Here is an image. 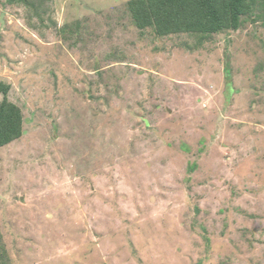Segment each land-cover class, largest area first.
<instances>
[{
  "label": "rangeland",
  "instance_id": "obj_1",
  "mask_svg": "<svg viewBox=\"0 0 264 264\" xmlns=\"http://www.w3.org/2000/svg\"><path fill=\"white\" fill-rule=\"evenodd\" d=\"M128 1L0 0V264H264V0L167 36Z\"/></svg>",
  "mask_w": 264,
  "mask_h": 264
},
{
  "label": "trees",
  "instance_id": "obj_2",
  "mask_svg": "<svg viewBox=\"0 0 264 264\" xmlns=\"http://www.w3.org/2000/svg\"><path fill=\"white\" fill-rule=\"evenodd\" d=\"M125 9L137 28L153 27L159 36L178 33L210 35L236 29L249 12L247 0H130ZM9 86L0 82V148L22 136V114L9 102Z\"/></svg>",
  "mask_w": 264,
  "mask_h": 264
}]
</instances>
